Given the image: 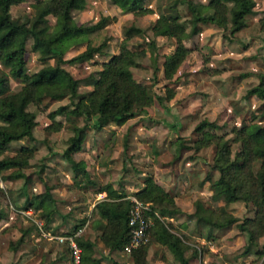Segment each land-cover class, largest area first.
<instances>
[{
    "label": "trees",
    "instance_id": "1",
    "mask_svg": "<svg viewBox=\"0 0 264 264\" xmlns=\"http://www.w3.org/2000/svg\"><path fill=\"white\" fill-rule=\"evenodd\" d=\"M83 1L0 0V182L4 185L0 188V197L8 201L14 212L37 213L41 219L37 226L31 219L21 216L27 221V227L19 228L20 237L8 244V250L14 254H19L30 241L31 234L40 236V232L47 230L61 204L53 197L56 187L45 184L44 192L32 189L36 184L25 170L43 146L52 151L49 140L63 127L60 122L47 123L41 129L44 139L38 140L34 135V130L39 127L37 116L30 107L45 113L50 103L68 100L66 106L47 115L51 119L64 116L70 125L68 133L71 135L62 162L72 173L74 189L85 192L89 187H98L84 161L76 156L82 150L87 133L109 126H123L146 114L155 100L160 104L171 101L175 96L173 86L179 79L176 75L195 52L197 40L206 29L226 32L227 36L222 38L234 40L238 33L253 26V32L260 35L264 44V10H256L260 0H164L162 7L170 13L157 15L149 28L152 38L144 39L143 32L128 23L118 52L109 55L105 40L97 46L91 38L107 27L110 19L102 17L95 24L81 26L70 24L72 13L82 9ZM148 1L112 0V4L122 15L151 17L155 12L145 6ZM25 4H31L32 8L27 9ZM182 7L187 9L186 18L179 12ZM50 18L54 20L53 24ZM252 19L255 22L250 25ZM161 40L172 47L169 53L161 54L164 47L159 44ZM67 42L85 49L81 54L65 59L60 46ZM34 55H38L39 69L29 73L28 65ZM97 58L106 59L98 62L95 61ZM160 58L163 59L160 70L162 81L166 83L165 94L155 96L132 70L144 69L148 61L157 72ZM262 63L264 67V54ZM86 66L98 68L84 78H77L69 69ZM246 75L235 80L240 81ZM256 77L258 84L247 92L245 99L254 97L261 102L258 118H246L239 127L232 128L230 134L233 137L229 140L218 134L219 126L207 120L194 129L193 149L199 152L212 148L213 161L211 172L200 184H207L210 196L206 202L196 201L193 213L185 215L175 202L174 193L148 176L131 194L120 192L111 184L99 186L94 194H104V197L95 203L90 217L63 231L55 227L52 236L73 238L80 249L79 264H101L95 257L98 245L106 250V259L113 264H118L114 257L120 254L126 255L131 264H148L153 248H164L175 263L193 264L201 259V251L195 249L182 232L188 223H194L198 236L201 230L207 229L210 240L214 231L235 227L248 237L240 256H253L264 264V243L260 244L264 238V126L252 124L255 120L264 121V73ZM10 82L18 83L20 88L12 91ZM178 147L188 150L182 143H178ZM45 159L41 158V162ZM48 169L42 164L37 172L41 182ZM213 173L219 175L217 180H212ZM130 197L149 206L147 217L151 226L147 244L124 254L123 249L130 238L128 223L133 208ZM20 199L24 200L21 206ZM235 203L251 206L253 216L243 220L234 216L230 208ZM1 204L0 221L6 222L7 214ZM184 215L186 220L174 226L173 221H179ZM90 220L88 234L75 237ZM62 244L63 250L56 262L46 261L49 257L46 253L41 255L39 264H68L71 260L69 244L67 241Z\"/></svg>",
    "mask_w": 264,
    "mask_h": 264
},
{
    "label": "rangeland",
    "instance_id": "2",
    "mask_svg": "<svg viewBox=\"0 0 264 264\" xmlns=\"http://www.w3.org/2000/svg\"><path fill=\"white\" fill-rule=\"evenodd\" d=\"M164 0H149L145 5L155 14L151 17H132L122 15L120 10L112 4V0H84L82 9L74 11L70 24L81 26L95 24L102 17L110 19L111 23L91 38L94 45L106 41V53L116 54L123 38V30L128 25L143 32L144 39H151L149 28L157 19L159 13H170L164 6ZM27 9L31 4L24 5ZM257 11L264 10V0H260ZM183 18L187 16V9H179ZM51 24L54 20L50 18ZM255 19L250 21V25ZM226 32L206 29L198 38L197 48L183 64L176 75L178 83L173 86L175 96L171 101L162 104L156 100L146 110V114L128 121L123 126H109L101 131L87 133L82 144V150L77 153V158L82 159L87 171L99 186L111 184L120 192L131 194L137 186H142V181L150 176L157 184L162 185L170 193H174L175 202L185 215L195 211L196 201L206 202L210 196L207 184L200 185L211 172L213 161L212 148L196 152L192 147L195 140L194 129L202 121L207 120L220 127L219 135H225L229 140L232 128L239 127L244 119L252 120L261 114V102L254 97L245 99L247 92L258 84L256 75L264 73L262 56L264 44L260 35L253 32V26L237 34L236 39H230ZM134 41V40H133ZM143 41L140 40V42ZM164 46L161 54H167L172 47L166 46L164 41L159 42ZM171 44V43H169ZM65 59H70L81 54L85 47L73 46L72 42L60 46ZM38 55L31 56L28 72L38 71ZM106 58H97L101 62ZM158 61V71L155 66L146 61L142 70L133 69L136 78L151 88L155 96H164L165 82L162 81V72ZM98 67H69L77 78H84ZM198 72V73H197ZM196 73V74H192ZM247 74V75H246ZM246 75L240 81L238 76ZM20 85L10 82V89L17 91ZM68 100L49 104L47 112H40L35 107L29 110L37 116L39 127L34 130L38 140L44 139L41 129L47 124L60 122L62 130L53 135L49 140L52 151L42 147L36 158L30 162L31 166L25 170L31 176L32 186L36 192H44V185L56 187L53 197L58 200V214L47 230L40 232V236L31 234L30 241L21 248L19 254L8 250L11 240L20 237L19 228L27 227V221L21 216L31 219L40 226V214L17 213L12 210L5 198L0 197L2 208L7 214V221H0V264H39L41 255L48 253L46 259L52 262L59 259L63 244L58 243L57 237L52 236V229L59 227L60 231L69 229V226L79 224L84 218H89L95 203L104 197V194H94L98 187H89L85 192L74 189L72 173L66 170L62 162V155L68 147V133L70 125L64 116L51 119L47 114L53 113L60 107L66 106ZM252 123V122H251ZM252 124L264 126V121L255 120ZM178 143H182L188 150H181ZM46 159L41 162V158ZM45 164L49 169L38 179V171ZM219 175L212 174V180H217ZM0 188L4 185L0 182ZM31 193V190L29 188ZM19 205L23 199L19 200ZM216 207L217 204L211 203ZM220 205V204H219ZM231 213L243 220L253 216L251 206L242 203L231 205ZM182 216L179 221H173L174 226L186 220ZM91 220L80 229L79 235H86L90 231ZM182 232L190 239L189 243L199 250L201 259L193 264H261L262 260L256 257H241L240 253L247 245L246 234L238 232L235 227L225 231H214L212 240L207 238L208 230H201L198 236L194 230V223H188ZM264 243V238L260 244ZM106 250L98 245L95 257L101 264H113L106 259ZM71 257V254H70ZM118 264H131L126 255L114 257ZM148 264H178L164 248H153L148 257ZM65 264V263H59Z\"/></svg>",
    "mask_w": 264,
    "mask_h": 264
},
{
    "label": "built area",
    "instance_id": "3",
    "mask_svg": "<svg viewBox=\"0 0 264 264\" xmlns=\"http://www.w3.org/2000/svg\"><path fill=\"white\" fill-rule=\"evenodd\" d=\"M133 204V208L130 210L129 227H130V238L127 245L124 247V254H129L133 250L147 244L148 242V230L151 226V220L147 217L149 212V206L143 205L134 198H128ZM79 231L75 237L79 236ZM58 243L65 241L69 244V250L71 254V260L68 264H79L80 261V249L76 246L73 238L57 237Z\"/></svg>",
    "mask_w": 264,
    "mask_h": 264
}]
</instances>
